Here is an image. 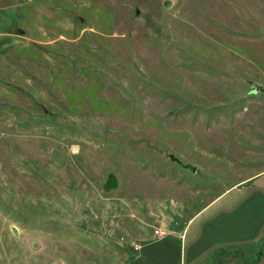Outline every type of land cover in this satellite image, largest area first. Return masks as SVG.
Listing matches in <instances>:
<instances>
[{
    "label": "rangeland",
    "instance_id": "obj_1",
    "mask_svg": "<svg viewBox=\"0 0 264 264\" xmlns=\"http://www.w3.org/2000/svg\"><path fill=\"white\" fill-rule=\"evenodd\" d=\"M263 169L264 0H0V264H264Z\"/></svg>",
    "mask_w": 264,
    "mask_h": 264
},
{
    "label": "crops",
    "instance_id": "obj_2",
    "mask_svg": "<svg viewBox=\"0 0 264 264\" xmlns=\"http://www.w3.org/2000/svg\"><path fill=\"white\" fill-rule=\"evenodd\" d=\"M10 46H12V45H10ZM14 50H16V49H14ZM10 51H13V50L11 49ZM13 52H15V51H13ZM250 84L252 86L251 92L252 93L257 92L259 84H254V83H250ZM251 183H253V184H251ZM244 185L245 186L247 185V188H248L247 194L249 195V197L251 195L257 197L256 198L257 200H255V201L251 200V201L255 205L256 204L259 205L258 208H259V211L261 213V218H262L261 223H263V224H261L262 226L260 227L259 232L256 233V235L254 237L249 238V239H260L261 237L262 238L264 237V169L261 170L260 172H258L257 174L250 176L248 178V180H246L244 182H236L234 184H231L229 187L223 189L222 191L218 192V195L215 196L209 202V204L212 203V206H213L214 204L217 205L219 202L222 201L223 205L227 204V206H230L231 202H232L231 197L233 196L234 192L237 191L236 196H238V197L242 196L240 187L244 186ZM241 208H242V205H240V203H238L236 206L231 207L230 209H235L234 215H236L237 217H241V216H245V212ZM229 229H230V233H232V236L234 237V239H236V240L248 239V238L242 237L244 234H246V231L241 230V228H239L237 224L234 227L231 226ZM159 230L161 232H165V230H162V229H159ZM185 230H186V226L184 227L180 236H184ZM172 231H173V233L175 232V230H172V229L169 232H172ZM187 232H188V230H187ZM168 233H166V235ZM134 244H137V243H134ZM241 244H242V242H238L234 245L236 247V246H240ZM137 245H139V244H137ZM133 250L135 252H137V251L141 250V246L138 250H135V249H133ZM245 253L246 252L244 250H236V248H233L232 250L222 252L221 254L217 255L216 258H214V256L211 258V256H210L211 260L208 262V264H245L243 261H241V256H244ZM258 253H260V251H258ZM117 256H119V257H116V258L118 260H121L122 259L121 256L124 257V253L123 252L118 253ZM212 261H213V263H211ZM120 263L122 264L123 262H120ZM193 264H200V263H193Z\"/></svg>",
    "mask_w": 264,
    "mask_h": 264
},
{
    "label": "water",
    "instance_id": "obj_3",
    "mask_svg": "<svg viewBox=\"0 0 264 264\" xmlns=\"http://www.w3.org/2000/svg\"><path fill=\"white\" fill-rule=\"evenodd\" d=\"M165 5H167V2L164 3ZM52 157L53 159L59 163L61 161V157H60V154L56 151V150H53L52 151ZM173 161H175L178 165H180V167L184 168V169H187L191 172H195L197 167L195 165H192L190 163H184L182 162L181 160H179L178 158L176 157H172ZM82 228H86V223L83 222L82 225H81Z\"/></svg>",
    "mask_w": 264,
    "mask_h": 264
},
{
    "label": "built area",
    "instance_id": "obj_4",
    "mask_svg": "<svg viewBox=\"0 0 264 264\" xmlns=\"http://www.w3.org/2000/svg\"><path fill=\"white\" fill-rule=\"evenodd\" d=\"M27 1H30V0H27ZM153 233L156 236L163 235L162 232L159 229H155ZM133 247H134L135 250H138L140 248V246L137 245V244H134Z\"/></svg>",
    "mask_w": 264,
    "mask_h": 264
}]
</instances>
